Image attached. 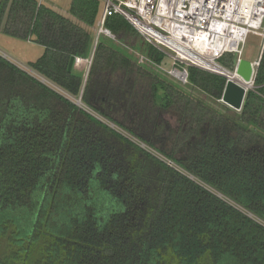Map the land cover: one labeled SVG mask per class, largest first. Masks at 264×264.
<instances>
[{
    "label": "trees",
    "instance_id": "1",
    "mask_svg": "<svg viewBox=\"0 0 264 264\" xmlns=\"http://www.w3.org/2000/svg\"><path fill=\"white\" fill-rule=\"evenodd\" d=\"M102 11L101 0H72L69 17L37 0L0 4V35L42 46L29 69L55 87L0 55V264H264V53L230 114L226 77L189 67L181 89L95 46ZM105 26L164 61L124 17ZM91 56L85 82L69 64ZM220 63L234 71L237 56Z\"/></svg>",
    "mask_w": 264,
    "mask_h": 264
},
{
    "label": "built area",
    "instance_id": "2",
    "mask_svg": "<svg viewBox=\"0 0 264 264\" xmlns=\"http://www.w3.org/2000/svg\"><path fill=\"white\" fill-rule=\"evenodd\" d=\"M101 1L98 35L119 42L105 22L113 15L124 17L146 43L168 56L171 67L166 73L184 87L190 85L189 67L220 75L215 66L224 67L219 62L226 54L239 56V62L249 34L264 40V0ZM137 58L143 65L149 59L141 53ZM75 61L82 63L80 58ZM167 164L173 167L172 161Z\"/></svg>",
    "mask_w": 264,
    "mask_h": 264
},
{
    "label": "rangeland",
    "instance_id": "3",
    "mask_svg": "<svg viewBox=\"0 0 264 264\" xmlns=\"http://www.w3.org/2000/svg\"><path fill=\"white\" fill-rule=\"evenodd\" d=\"M70 2H71V0H68V1L66 0V2L64 3V6L66 7L65 9H67V6L70 5ZM91 31L96 34V31H97L96 26L94 28H92ZM101 39L103 41H105L107 44H109L110 46H112L113 48H115V49H117V50H119L121 52H124V53H126L128 55H131L135 59V61H137L138 63H139V60H138L137 57H138V55L140 53L145 55V56H147L146 54L141 52L139 49L134 48L133 50L135 52L139 53L137 55V57H136V54H134L132 52L131 48H129L127 46H123L120 42H119L120 44H118L117 41H114V40H112V39H110L108 37H105L103 35L101 36ZM143 43H144L143 38L141 37V35H139V39L137 41V44L140 45V44H143ZM263 43H264V40H263L262 37H259V36L255 35V34H249L247 36V38H246L245 45L243 46V51L244 52H243V55H242L241 59H245L247 61H254V62L259 60V59H262V56H263V53H264V50H263V45L264 44ZM40 51H42V47L39 46V45L27 44V42H25V41H19V40L13 39V38H11V37H9L7 35H1L0 36V55L3 58L7 59L11 63H13L16 66H18L19 68L30 72L33 76L39 78L41 81L44 80V82H46L48 85H50L51 87L55 88L52 84L47 82L42 77H39V76L35 75V73L31 72V70L29 69L30 62L35 60L37 57H39ZM238 59H239V56H237V62H238ZM152 62H154V64H156V66L154 64H152ZM139 64L143 65L141 63H139ZM219 64H222V63L219 62ZM84 66L86 67L85 64H84ZM84 66H80V67L85 69ZM143 66H146V67L150 68L151 71H153V72L157 73L158 75L162 76L163 78H165L169 82L175 83V85H177V88H179V87H181V89L188 88L186 86L184 87V86L180 85L179 83H177L175 81V79L171 78L170 76L167 75V73H165L171 67V62H170V59L168 58V56H166L164 58V61L162 62V66H160L159 63H156L155 61H153L150 57H149L148 61H145ZM224 67H226V66H224ZM78 68H79L78 66H75V70L82 71V68H80V69H78ZM249 90H255L254 84L252 85L251 88H249ZM60 91L62 92V90H60ZM63 94H65V93H63ZM194 94L196 96H198V97H201L202 99H207L208 100V98L202 93H198V92L195 91ZM65 95L67 97L71 98L72 100H74L73 97H71V96H69L67 94H65ZM159 95L163 96L162 92H159ZM208 101L211 104H215V101L213 102V100H208ZM220 104H221L222 110L224 109L223 107H225V112H228L230 114L236 113V112H234L236 110L230 108L229 106L224 105L221 102H220ZM82 107L85 108V106H82ZM89 111L93 115H95L98 118H100L103 121H105L111 128L116 129L118 132L123 134L125 137L129 138L133 142H135L138 145H140L141 147L145 148L147 151L152 153L157 158L161 159L162 161H164L166 163L168 162V160L165 157H163L160 153H158L155 149H153V148L149 147L148 145H145L142 142H140L137 139V137H134V135H132L130 132H128L123 127H119L117 124H114L109 119H105V118L101 117L100 115L96 114L94 111H92L90 109H89ZM237 112H239V111H237ZM166 118L169 120L170 119V115L166 116ZM172 166L175 169H177L178 171L184 172L183 169H181L175 163H173ZM190 178H192V177L190 176Z\"/></svg>",
    "mask_w": 264,
    "mask_h": 264
},
{
    "label": "water",
    "instance_id": "4",
    "mask_svg": "<svg viewBox=\"0 0 264 264\" xmlns=\"http://www.w3.org/2000/svg\"><path fill=\"white\" fill-rule=\"evenodd\" d=\"M263 50H264V45H263ZM75 59H76L75 57L71 58V61L69 64L70 72L72 71V68L74 66ZM260 62H261V59L255 62L247 61L245 59H240L235 67V70L231 73L241 76L245 83L253 82L254 84L256 73L260 65ZM220 75L227 78V84L225 87V91L223 93V97L220 100V102L223 103L224 105L229 106L230 108L236 111H240L243 108L245 98H246L247 92L249 91V88H245L244 85L241 84L239 81H235L223 73H221ZM75 103L81 108H83L81 106V104H83L82 95L77 99V102Z\"/></svg>",
    "mask_w": 264,
    "mask_h": 264
},
{
    "label": "crops",
    "instance_id": "5",
    "mask_svg": "<svg viewBox=\"0 0 264 264\" xmlns=\"http://www.w3.org/2000/svg\"><path fill=\"white\" fill-rule=\"evenodd\" d=\"M40 4H43V5H45L46 7H48V8H50V9H52V10H54V11H56V12H58V13H60V14H62V15H64V16H68L69 17V8H70V5L69 6H67V9H65L66 7L64 6V3L66 2V0H37ZM65 1V2H64ZM68 1V0H67ZM1 2H3V0H0V4H1ZM71 2H72V0H71ZM71 2H70V4H71ZM64 7V8H63ZM62 9V10H61ZM103 12V11H102ZM101 16H102V14H101ZM101 16L99 17V20H100V18H101ZM99 22V21H98ZM98 22H97V24H96V28H97V31H96V34L94 33V35H95V46L97 45V43H98V41L101 39V36H99L98 35ZM1 36V35H0ZM144 41V40H143ZM121 43V42H120ZM119 42H118V44H120ZM144 43H145V41H144ZM27 44H32V45H37V44H34V43H32V42H27ZM123 46H127V47H129V48H131V50H132V52L134 53V54H136V57H137V55H138V53L137 52H135L133 49L134 48H136L133 44H131V45H126V44H123V43H121ZM42 47V46H41ZM137 49V48H136ZM44 52H45V50H44V48L42 47V51H40V54H39V57H37L35 60H33V61H31L30 63H34L35 61H37L43 54H44ZM165 57H166V55H164ZM78 58V57H77ZM80 59H82V58H80ZM89 61H91V63L89 64L88 62ZM92 62H93V56H91L89 59H82V63L81 64H77L76 63V61H75V63H74V66L73 67H75V66H78L79 68L78 69H80V68H82V67H80V66H84V64L86 65V67H85V69L84 68H82V70H84L85 71V77H84V79H85V82H86V79H87V77H88V75H89V71H90V69H91V66H92ZM251 62H254V61H251ZM160 66H162V64H160ZM31 70V69H30ZM32 71V70H31ZM166 73V72H165ZM168 75V74H167ZM169 76V75H168ZM177 82V81H176ZM187 87V86H186ZM77 100V99H76ZM85 106V105H84ZM86 107V106H85Z\"/></svg>",
    "mask_w": 264,
    "mask_h": 264
},
{
    "label": "bare ground",
    "instance_id": "6",
    "mask_svg": "<svg viewBox=\"0 0 264 264\" xmlns=\"http://www.w3.org/2000/svg\"><path fill=\"white\" fill-rule=\"evenodd\" d=\"M215 69H217L219 73H223V74L229 76V78H231V79H233L235 81H239L241 84L244 85L245 88H251L252 85H253V82H247V83H245L241 76L236 75L234 73L232 74L229 70H227L224 67H221V66L217 67V66H215Z\"/></svg>",
    "mask_w": 264,
    "mask_h": 264
}]
</instances>
